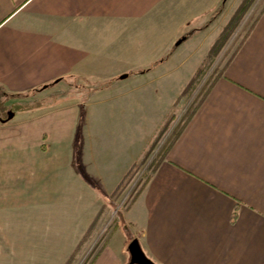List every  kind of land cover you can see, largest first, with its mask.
<instances>
[{
	"label": "crops",
	"instance_id": "1",
	"mask_svg": "<svg viewBox=\"0 0 264 264\" xmlns=\"http://www.w3.org/2000/svg\"><path fill=\"white\" fill-rule=\"evenodd\" d=\"M241 1L224 0L214 14L221 0H0V93L18 95L37 88L34 93L52 97L0 121V149L7 143L37 142L39 154L26 156L28 167L43 163L50 172L71 175L48 188L42 206L36 192L26 194L31 196L27 205L31 217L37 214L45 220L36 229L3 223V205L18 211L21 197L15 183H0L1 264H65L85 224L89 227L101 213L100 198L108 197L143 156L148 137ZM163 29L174 31L171 42L187 36L152 67L132 74L130 58H116L117 50L111 51L117 45L122 53L132 30L140 31L139 45H146ZM190 42L194 45L189 51ZM162 53L156 59L138 56L137 63L152 64ZM178 61L183 65L190 61L181 76L177 68L166 70L169 63L179 67ZM168 73L181 80L165 87L164 115L147 136V119L143 130L140 109L132 120L118 115L134 108L130 95L139 102L137 107L143 104L145 109L144 89ZM122 74L127 75L120 78ZM94 77L111 80L107 88L114 95L108 107L116 116L108 128L96 124L85 128L82 122L80 170L92 183L88 187L77 175L71 154H52L50 146L63 141L68 131L58 114L83 107L81 99L56 97L54 92L68 78L82 89L76 80ZM74 101L75 106L65 105ZM14 120L22 126L1 134ZM84 190L89 199H84ZM133 238L155 264H264V3L90 264H130L127 244Z\"/></svg>",
	"mask_w": 264,
	"mask_h": 264
},
{
	"label": "rangeland",
	"instance_id": "2",
	"mask_svg": "<svg viewBox=\"0 0 264 264\" xmlns=\"http://www.w3.org/2000/svg\"><path fill=\"white\" fill-rule=\"evenodd\" d=\"M263 3L264 0L245 1L239 17L231 24L225 34V37L223 38V41L217 48L206 56L204 61H202V65L191 78V82L189 81V85H186L173 106L169 109L166 116L162 118L159 124L157 123L160 121L161 116L164 115L165 112V109H162L161 106L168 104V93L166 92L167 88L165 89V87H169V85L175 83L177 80L180 81L181 77L176 78L177 76H175V73H168L167 76L152 79L151 82L153 84H149L148 87L150 88H147L148 90L144 89L145 91H143L147 92V107L145 109L143 108V104L140 108L137 107L139 102L133 99V95H130L132 98L131 106L134 108H129V111L128 109H124L120 111L118 116L120 118L123 117V119L126 120H132L133 118H137L140 109L141 125L143 130L144 121L147 119L145 125V135L147 134L148 136L151 132H153V126L155 124H157L156 128L152 135L148 137V145L143 156L121 180L120 186L118 188L116 187L108 197L100 198L104 205L103 209L94 222L90 224L91 226L89 225V227H87L84 223L85 228L83 229L82 236L88 229L89 230L68 264H89V262L96 256L97 251H99L98 249L100 248L99 245L108 237L109 232L112 231L113 227L120 220V215L129 206V203L132 201L134 196L137 195L140 188L148 180L149 174L157 160L164 155L168 146L176 138L185 122L192 116L198 104L204 98L210 85L218 78V76H220L230 53L245 36L249 25L253 22ZM173 32L174 31L172 29H163L162 35L159 36L155 42L147 39L149 41H147L146 45H143L142 43L139 45L140 31L132 30L129 44L124 45L123 52L120 53L117 45H115L116 47H113L111 51L117 50L115 52L116 58H130L132 66L130 73L133 74L137 71L144 70L147 67L154 66L152 64L139 66L141 63H137L138 56H147L148 59L153 57L155 58L159 52L163 51L161 57L167 59L169 55L174 52L177 48V46L174 45L176 40L173 42L170 41ZM193 45L194 43L190 42L186 46V50L190 51ZM183 46L185 47V45ZM182 47L177 52H180L183 49ZM177 63H179V61ZM183 63H186L184 65H187L190 61ZM170 65L171 64L169 63L166 70L170 71L172 68H177V71L181 76L182 71H184V65L182 62L179 63V67L178 65L176 67V63H174L172 67ZM163 69H165V67ZM126 75L122 74V76L120 75V78H125ZM76 82L77 86L82 84L83 88L79 89V86H73V79L71 80V78H68L66 83H61L53 94L56 97H76L77 101L81 99L80 102L83 103V107L76 106L73 107L76 109L75 111L69 109L58 114V119L61 118V121H65L68 131L66 138L63 141L55 144L51 143L50 151L52 154L59 153V155L61 152H69L71 154L73 167L77 171V175L81 177L79 157L82 149V137L84 135V133L81 132L82 122L85 128L88 127L91 129L95 124L103 125V127L108 128L112 125V121L114 120L113 118L116 114L115 111L112 110L113 108L109 110L108 107V104L110 103L109 98H111V95H114V90L107 88V86L111 83L110 79H106L104 77H94L90 79L83 78L82 80L77 79ZM171 88L172 87L169 88L168 92H171ZM36 90L37 88L30 90L29 92L25 91L18 95L0 93V121L5 122L8 114L16 112L20 107H30L31 105H34L33 103H37L41 100H51L52 97L47 98V96H49L48 94L34 93ZM93 90L100 91L93 93L92 95L90 92ZM38 95H44V97ZM77 101L69 102L65 105H68L69 107L75 106L74 104H76ZM144 115L145 117H143ZM138 124L139 122L137 123V126ZM21 126V124L19 125V121L16 120L7 127L2 128L1 134H5L10 129H18ZM70 128H72L71 131ZM89 141L90 140H88V142ZM7 145L8 147L6 149H0L1 156L5 152V155L0 157V183H15V187L18 188V192H20L21 199H19L18 202V211L15 207L3 205V223H8L9 226L13 228L17 226L18 229L39 228L45 223V220L42 217H37V214H35L36 217L34 215L31 217L32 214L27 208V205L31 204V201L29 200L31 199V196H27L26 194L36 192V201L38 199V205L42 206V203L44 202L41 203V201L46 200L50 191L48 188L51 189L59 181L62 182V179L67 178L69 180L71 175L64 172H50L42 165L43 163L37 164L35 162L34 168L32 166L28 167L26 156L33 154L36 157L39 154L37 142H16L7 143ZM41 149H44L43 143L41 144ZM62 155L60 158H62ZM3 167H8V170L2 172L1 169ZM82 178L88 187L92 186V183L85 180L84 176H82ZM86 193L87 192L84 190V199H89L90 195ZM38 194L39 197L37 198ZM67 207L72 214H76L74 206L68 205ZM86 207L83 208L84 212H86ZM16 213L17 220L15 219ZM11 214H13V219L11 218L12 216H9ZM61 224L64 225V223ZM72 228H69L68 231L70 232ZM82 236L77 239L76 245L79 243ZM76 245H74V247ZM70 255L71 253L68 255V258ZM67 260L68 259H66V261Z\"/></svg>",
	"mask_w": 264,
	"mask_h": 264
},
{
	"label": "trees",
	"instance_id": "3",
	"mask_svg": "<svg viewBox=\"0 0 264 264\" xmlns=\"http://www.w3.org/2000/svg\"><path fill=\"white\" fill-rule=\"evenodd\" d=\"M224 0H221L220 5L218 6V9L215 10L214 14H216L222 7V3ZM247 0H242L241 3L239 4V6L237 7V9L234 11V13L232 14V16L230 17V19L228 20V22L225 24V26L223 27V29L221 30V32L219 33L218 37L216 38V40L214 41V43L212 44V46L210 47L208 54H210L215 48H217L219 46V44L223 41V38L225 37L226 32L228 31V29L230 28L231 24L235 21V19H237L239 17L240 11L243 9L244 7V3ZM187 35H184L182 37H186ZM175 46H177V44H174ZM165 58L161 57L160 59H158L157 61L153 62L152 65H155L158 62L163 61ZM199 70V68H198ZM197 70V71H198ZM191 82V81H190ZM189 82V83H190ZM189 83L187 84V86L189 85ZM26 109V107H20L18 110H24ZM127 175V174H126ZM125 175V176H126ZM124 176V177H125ZM120 186V183L118 184L117 188ZM235 211L232 214V219H234L235 217ZM91 226V225H90ZM89 230V229H88ZM88 230L84 233V235L82 236L81 240L79 241V243L77 244V246L75 247L74 251L72 252V254L69 256L68 260L66 261L65 264H68L69 261L71 260V258L73 257V255L75 254L78 246L81 244V242L83 241L86 233L88 232ZM92 262V260L89 262V264Z\"/></svg>",
	"mask_w": 264,
	"mask_h": 264
},
{
	"label": "water",
	"instance_id": "4",
	"mask_svg": "<svg viewBox=\"0 0 264 264\" xmlns=\"http://www.w3.org/2000/svg\"><path fill=\"white\" fill-rule=\"evenodd\" d=\"M184 37H180L179 39L176 40L175 44H179ZM13 115V112L9 113L7 119L11 118ZM127 250L130 256L129 262L130 264H155L152 260H150L143 250L141 249L139 242L137 238L131 239L128 244H127Z\"/></svg>",
	"mask_w": 264,
	"mask_h": 264
}]
</instances>
